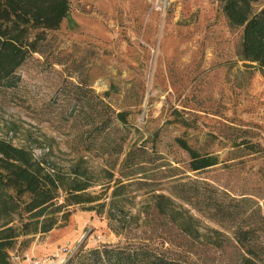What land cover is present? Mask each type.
<instances>
[{"label":"rangeland","instance_id":"374dc122","mask_svg":"<svg viewBox=\"0 0 264 264\" xmlns=\"http://www.w3.org/2000/svg\"><path fill=\"white\" fill-rule=\"evenodd\" d=\"M240 41L213 0H69L43 54L0 94V171L12 197L0 203V264H122L114 253L141 240L138 214L151 203L149 188L118 172L132 148L248 196L264 214V74L242 60ZM77 100L126 115L107 132L122 144L117 158L80 142L99 111ZM176 139L217 163L188 172Z\"/></svg>","mask_w":264,"mask_h":264},{"label":"trees","instance_id":"16d2710c","mask_svg":"<svg viewBox=\"0 0 264 264\" xmlns=\"http://www.w3.org/2000/svg\"><path fill=\"white\" fill-rule=\"evenodd\" d=\"M213 1L220 3L228 26L241 29L242 60L255 64L264 74V0ZM68 10L69 0H0V94L18 87V69L33 55L43 54L47 32L58 29ZM77 105L99 111L80 142L93 145L96 141L102 157L117 158L122 144L109 141L107 132L117 128V121L125 125L126 115L108 114L88 101L77 100ZM176 143L190 157L188 172L217 163L215 157L199 155L181 139ZM158 155L132 148L120 162L119 174L133 185L149 188L151 203L144 214H138L141 240L123 242L120 247L125 250L115 252L113 259L122 264H264V214L258 202L192 178L168 161L157 162L162 158ZM146 166L154 167L150 174ZM164 166L167 168L161 169ZM163 185L166 188H159ZM11 199L5 174L0 171V203ZM196 214L220 229L201 228Z\"/></svg>","mask_w":264,"mask_h":264}]
</instances>
